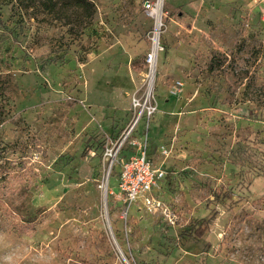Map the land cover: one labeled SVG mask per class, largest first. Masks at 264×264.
I'll return each mask as SVG.
<instances>
[{
  "label": "rangeland",
  "instance_id": "374dc122",
  "mask_svg": "<svg viewBox=\"0 0 264 264\" xmlns=\"http://www.w3.org/2000/svg\"><path fill=\"white\" fill-rule=\"evenodd\" d=\"M54 1L0 0V264H264V0H163L156 46L158 0ZM133 125L167 210L108 178Z\"/></svg>",
  "mask_w": 264,
  "mask_h": 264
},
{
  "label": "built area",
  "instance_id": "2783aa9c",
  "mask_svg": "<svg viewBox=\"0 0 264 264\" xmlns=\"http://www.w3.org/2000/svg\"><path fill=\"white\" fill-rule=\"evenodd\" d=\"M155 51H151L148 55V61L155 59ZM152 81L150 80V89L148 94L152 92ZM152 112L153 108L149 106L148 100L145 101L142 113L144 111ZM142 113L136 117V121L140 120ZM133 125L127 135L120 138L108 137L104 146V157L109 163V175L111 176L116 164H120L119 187L120 197L126 204L131 207L133 202L141 201L144 207L150 210L166 209L163 200L155 194V189L160 186V182L166 176V171L162 166H157L147 151H141L127 157L121 158L123 151L131 133L134 131ZM165 152H168L165 150ZM124 214L127 212L124 211Z\"/></svg>",
  "mask_w": 264,
  "mask_h": 264
},
{
  "label": "trees",
  "instance_id": "16d2710c",
  "mask_svg": "<svg viewBox=\"0 0 264 264\" xmlns=\"http://www.w3.org/2000/svg\"><path fill=\"white\" fill-rule=\"evenodd\" d=\"M42 4H45L49 10H53L57 7V1L54 0H43ZM74 4L77 7L83 8L88 18H91L94 13V4L91 0H74ZM196 232L198 237H202L206 233V229H199Z\"/></svg>",
  "mask_w": 264,
  "mask_h": 264
},
{
  "label": "bare ground",
  "instance_id": "6f19581e",
  "mask_svg": "<svg viewBox=\"0 0 264 264\" xmlns=\"http://www.w3.org/2000/svg\"><path fill=\"white\" fill-rule=\"evenodd\" d=\"M162 3L163 0H158L157 4L155 5L154 8L151 9V14L155 17L156 19V27H155V38H154V42H155V46H156V41H157V37L161 31V24H162V17H161V7H162ZM158 49V48H157ZM153 75H154V70L152 69V72L150 74V80H153ZM107 188V184H105V187Z\"/></svg>",
  "mask_w": 264,
  "mask_h": 264
},
{
  "label": "crops",
  "instance_id": "0c3cea01",
  "mask_svg": "<svg viewBox=\"0 0 264 264\" xmlns=\"http://www.w3.org/2000/svg\"><path fill=\"white\" fill-rule=\"evenodd\" d=\"M156 191H157V188L155 189V193H156ZM157 196H158V194H156Z\"/></svg>",
  "mask_w": 264,
  "mask_h": 264
}]
</instances>
